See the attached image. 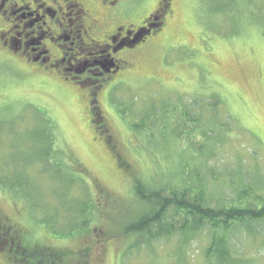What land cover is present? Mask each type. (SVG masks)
Returning <instances> with one entry per match:
<instances>
[{
  "label": "rangeland",
  "instance_id": "374dc122",
  "mask_svg": "<svg viewBox=\"0 0 264 264\" xmlns=\"http://www.w3.org/2000/svg\"><path fill=\"white\" fill-rule=\"evenodd\" d=\"M159 1L124 0L130 11L141 2L140 12L127 22L139 26ZM96 2L81 0L84 8ZM170 3L164 27L138 48L120 53L126 61L122 73L97 92V122L87 112L89 92L97 84L23 80L13 63H0V94L8 97L0 99V134L6 136H0V168L20 170L22 156L14 151L30 153V204L51 199L53 182L40 170L31 129L53 126L54 148L62 154L56 160L63 170L68 165L81 173L83 190L96 208L84 232L59 238L35 220L41 208L31 213L24 199L0 190V218L13 236H22L17 253L16 243L4 242L10 238L0 230L5 247L0 246V264H52L48 259L60 254L59 264H202L199 251L209 239L201 229L192 237L175 233L138 242L118 234L147 212L134 194L135 184L174 185L191 170L198 172L203 192L210 191L211 205L229 203L242 182L264 195V0ZM163 122L169 123L165 131ZM134 125L144 131L137 133ZM7 175L0 172L1 179ZM84 191L80 198L87 197ZM234 232L239 255L264 264V233L240 234L239 227ZM24 250L36 251L35 256L23 255Z\"/></svg>",
  "mask_w": 264,
  "mask_h": 264
},
{
  "label": "trees",
  "instance_id": "16d2710c",
  "mask_svg": "<svg viewBox=\"0 0 264 264\" xmlns=\"http://www.w3.org/2000/svg\"><path fill=\"white\" fill-rule=\"evenodd\" d=\"M146 116L148 118L150 115ZM163 123L165 125H162L161 130L165 131L169 123ZM2 126L3 129L6 126V129H9L11 124ZM34 129L31 130L34 132L33 139L37 144V147L34 148L38 158L36 160L39 164L41 163L40 170L47 172L53 182L52 198L43 197L44 200L40 203L30 204L26 191L30 187L28 165L31 158L28 156L30 153L23 150H15L13 153L15 155V152L18 151L22 156L19 161L22 165L21 171L0 168L2 174L3 172L8 174L4 179L0 178V190L12 194L17 199H24L23 201L31 213L32 211L37 213V210L41 208V213L38 214V218L35 217V220L37 219V222L52 236L68 238L74 236L75 233L84 232V227L89 224L96 209L93 201L83 190L82 185H85L86 182L76 168L66 165L65 171L56 160V157H61L62 154L54 148V127L51 126L44 132L43 128L34 127ZM132 129L137 133L144 131L142 126L134 125ZM151 135V131L146 133L147 137ZM0 136L1 138L6 137L2 134ZM25 171H27V175H24ZM182 175L183 179L174 185L147 188L140 182L136 183L133 187L134 194L138 201L146 206L147 212L142 213L137 220L127 223L118 234L132 236L138 242L139 238L152 241L169 237L175 233L182 234L183 238L192 237L203 230L206 232L209 242L205 248L199 251L202 257L201 261L203 260L202 264H253L254 261L251 262V259L239 255L240 253L233 244V238L236 237L234 231L239 227L240 234L245 232H257L256 235L264 233V228L257 230L251 228L264 224V195L258 193L257 187H251L242 182L243 188L238 187L233 190V199H230L229 203L224 204L217 201L211 205V201L208 199L210 191L203 192L204 186L199 180L198 172L186 170ZM23 177L27 181L22 179ZM22 181L25 182L24 185L21 183ZM83 191L87 197L84 195L80 198ZM75 193L79 196H75ZM61 220L62 228L59 227ZM0 230L4 235V225L0 227ZM240 230H243L244 233H241ZM4 237L7 238V236ZM12 238L13 235H10L9 240L3 239V241H12ZM21 240L22 237L18 234V238L14 242H22ZM0 246L5 249L3 245L0 244ZM184 248V246L181 247V249ZM28 255L31 254L28 252ZM53 257L48 261L52 264H59L64 255ZM30 263L28 260L26 264Z\"/></svg>",
  "mask_w": 264,
  "mask_h": 264
},
{
  "label": "flooded vegetation",
  "instance_id": "af4514ba",
  "mask_svg": "<svg viewBox=\"0 0 264 264\" xmlns=\"http://www.w3.org/2000/svg\"><path fill=\"white\" fill-rule=\"evenodd\" d=\"M123 2L99 0L84 8L81 0H0V63H13L16 77L23 80L44 83L60 79L84 87L97 84L89 92L87 109L91 121L96 118L97 122L101 119L94 105L97 92L103 83L122 73L126 61L120 53L138 48L145 38L164 27L170 15L171 0H160L156 9L135 26L127 21L129 15L140 12L141 2L134 11ZM139 29L148 35L136 46ZM0 99L8 97L0 94ZM3 221L0 218V227L4 225V236L10 238L13 230ZM18 234H14L13 242ZM16 245L18 253L20 242ZM34 253L29 251L32 256ZM27 254L24 250L23 255Z\"/></svg>",
  "mask_w": 264,
  "mask_h": 264
},
{
  "label": "water",
  "instance_id": "95a60500",
  "mask_svg": "<svg viewBox=\"0 0 264 264\" xmlns=\"http://www.w3.org/2000/svg\"><path fill=\"white\" fill-rule=\"evenodd\" d=\"M147 36L148 34H145L144 32H143V29H139L138 31H137V33H136V40L137 41H135V43L134 44H136L137 42H139V40L141 39V38H143L144 36Z\"/></svg>",
  "mask_w": 264,
  "mask_h": 264
}]
</instances>
